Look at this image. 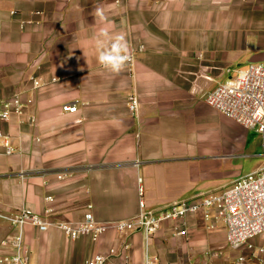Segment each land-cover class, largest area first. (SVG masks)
I'll return each instance as SVG.
<instances>
[{
    "label": "crops",
    "instance_id": "crops-1",
    "mask_svg": "<svg viewBox=\"0 0 264 264\" xmlns=\"http://www.w3.org/2000/svg\"><path fill=\"white\" fill-rule=\"evenodd\" d=\"M101 29L133 55L119 74L97 62ZM251 64H264V0H0V103L20 95L26 104L0 122L17 148L0 154V212L75 223L92 206L100 223L130 220L139 178L157 211L264 170L261 135L206 103ZM74 103L77 113L62 111ZM210 214L187 219L188 239L173 238L171 223L148 245L141 233L70 240L28 225L24 245L36 264H83L111 249L109 264H235L211 253L226 229ZM17 233L0 219V259Z\"/></svg>",
    "mask_w": 264,
    "mask_h": 264
},
{
    "label": "built area",
    "instance_id": "built-area-1",
    "mask_svg": "<svg viewBox=\"0 0 264 264\" xmlns=\"http://www.w3.org/2000/svg\"><path fill=\"white\" fill-rule=\"evenodd\" d=\"M128 64L133 63V55L129 54ZM35 87L40 86L38 80ZM29 101L28 103H31ZM206 103L227 118L248 129H255L262 137L264 146V66L251 64L241 69L234 79L218 86L206 98ZM130 113L135 115L139 102L135 95L128 99ZM26 104L20 95L0 103V122L10 121L13 116H22ZM62 111L68 114L78 112L77 104H66ZM31 122L35 119L31 117ZM17 148L12 144L11 137L0 128V154L12 156ZM139 213L130 220L100 223L89 212L80 222H58L46 220L33 211L24 208L16 214L0 212V219L8 222L17 229V235L2 243L13 250L11 256L0 259V264H36L32 263L29 250L24 245L23 229L31 225L40 232H47L55 228L60 230L70 240L89 237L99 240L108 232L120 235L141 233L146 244L168 223L172 224L173 238L188 239L189 232L187 219L202 214L205 220L211 217L214 211L217 219L221 220L226 229V244L238 253L235 264H264V241L255 243L264 238V170L244 176L234 182L232 187L222 194L203 198L201 201L189 203L178 202L166 208L154 211L148 210L145 201L143 179H138ZM52 202V198H47ZM48 210L47 213H51ZM129 249V245H125ZM115 249L108 255H96L83 264H109V260L116 256ZM126 264H129L128 262ZM146 264H156V261L147 258Z\"/></svg>",
    "mask_w": 264,
    "mask_h": 264
},
{
    "label": "clouds",
    "instance_id": "clouds-1",
    "mask_svg": "<svg viewBox=\"0 0 264 264\" xmlns=\"http://www.w3.org/2000/svg\"><path fill=\"white\" fill-rule=\"evenodd\" d=\"M97 43V62L105 70L119 74L129 60L128 46L121 35L114 38L109 35L107 29H101Z\"/></svg>",
    "mask_w": 264,
    "mask_h": 264
},
{
    "label": "rangeland",
    "instance_id": "rangeland-1",
    "mask_svg": "<svg viewBox=\"0 0 264 264\" xmlns=\"http://www.w3.org/2000/svg\"><path fill=\"white\" fill-rule=\"evenodd\" d=\"M263 241L264 238H262L261 240L260 239L256 240L255 243H261ZM211 253H215L217 255H223L226 259H228L233 263L236 261V257L238 255V253L231 250L225 242H221L220 244H218Z\"/></svg>",
    "mask_w": 264,
    "mask_h": 264
}]
</instances>
